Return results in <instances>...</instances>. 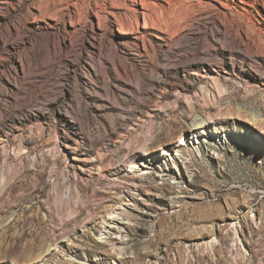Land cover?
I'll return each mask as SVG.
<instances>
[{"label": "rangeland", "instance_id": "374dc122", "mask_svg": "<svg viewBox=\"0 0 264 264\" xmlns=\"http://www.w3.org/2000/svg\"><path fill=\"white\" fill-rule=\"evenodd\" d=\"M121 1L0 0V264H264V0Z\"/></svg>", "mask_w": 264, "mask_h": 264}, {"label": "bare ground", "instance_id": "6f19581e", "mask_svg": "<svg viewBox=\"0 0 264 264\" xmlns=\"http://www.w3.org/2000/svg\"><path fill=\"white\" fill-rule=\"evenodd\" d=\"M39 1V0H38ZM72 1L74 0H43V2H46V5L44 8V11L43 13L46 14V15H51L52 16V13L56 14V12H58V15L61 17V19L63 21L67 20V19H73L74 18V13L70 10V6H71V3ZM95 2H93V0H75V4L74 6H77L78 8L82 7V11L85 12L86 15H90L92 13H97V12H100L104 9V7H108V6H112L116 3H123L121 0H94ZM116 1V2H115ZM124 2H127L128 0H123ZM34 2V0H33ZM41 2V1H40ZM184 2V1H183ZM34 4V3H33ZM173 5V4H172ZM176 6V5H175ZM59 7V9L57 8ZM173 7V6H172ZM57 8V9H56ZM190 11H193L194 13H197V12H201V9H198L197 6H192L190 8ZM42 13V12H41ZM54 16V15H53ZM57 16V15H56ZM55 16V17H56ZM47 17V16H46ZM49 17V16H48ZM195 21H197V17L194 18ZM234 23V22H233ZM240 25V24H239ZM190 26V24H188L187 22L184 23V24H181L177 27V29L174 31L176 33H179L181 34L184 29L188 28ZM262 33V32H261ZM260 36V35H259ZM258 37V36H257ZM261 37V36H260ZM256 38V37H255ZM258 39H261V38H258ZM257 40V38H256ZM259 43L258 41H255V44ZM257 45V44H256ZM260 45V43L258 44ZM257 45V46H258ZM261 46V45H260ZM259 46V47H260ZM258 47V48H259ZM262 47V46H261ZM264 47V46H263ZM260 48L261 50L263 49ZM257 48V49H258ZM258 49V51L260 50ZM260 52V51H259ZM263 52V50H262ZM221 140H224L223 139V136H221ZM188 141V138L187 137H184L182 139V144L178 146L181 147L183 144H185L186 142ZM226 141V140H225ZM167 151L164 152V154L166 153ZM181 152V151H180ZM179 153V150H177V153ZM130 164V163H129ZM164 165V164H163ZM151 167V166H150ZM150 169V168H148ZM163 169V168H162ZM145 172V171H144ZM147 172V171H146ZM141 179V178H139ZM141 181V180H140ZM137 183V182H135ZM125 190V189H124ZM111 214H115V211L111 212ZM116 225V224H115Z\"/></svg>", "mask_w": 264, "mask_h": 264}]
</instances>
